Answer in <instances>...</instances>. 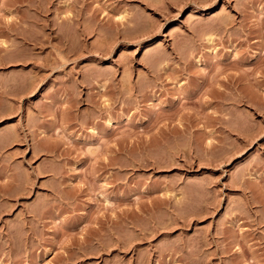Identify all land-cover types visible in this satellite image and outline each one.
I'll list each match as a JSON object with an SVG mask.
<instances>
[{
    "label": "rangeland",
    "instance_id": "obj_1",
    "mask_svg": "<svg viewBox=\"0 0 264 264\" xmlns=\"http://www.w3.org/2000/svg\"><path fill=\"white\" fill-rule=\"evenodd\" d=\"M0 264H264V0H0Z\"/></svg>",
    "mask_w": 264,
    "mask_h": 264
}]
</instances>
